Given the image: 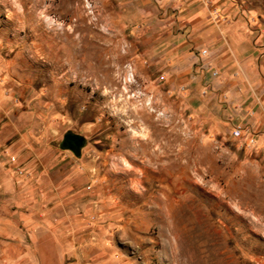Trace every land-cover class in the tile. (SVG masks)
Here are the masks:
<instances>
[{
    "label": "rangeland",
    "instance_id": "374dc122",
    "mask_svg": "<svg viewBox=\"0 0 264 264\" xmlns=\"http://www.w3.org/2000/svg\"><path fill=\"white\" fill-rule=\"evenodd\" d=\"M195 4L0 0V162L62 264H264V0Z\"/></svg>",
    "mask_w": 264,
    "mask_h": 264
},
{
    "label": "crops",
    "instance_id": "0c3cea01",
    "mask_svg": "<svg viewBox=\"0 0 264 264\" xmlns=\"http://www.w3.org/2000/svg\"><path fill=\"white\" fill-rule=\"evenodd\" d=\"M195 3L197 0H186L188 12L196 7ZM204 11L202 8L194 12L187 24L194 28L201 27L207 19L202 16ZM247 30L242 22L227 25L223 30L228 38L225 37L226 43H219L218 37L210 38L205 43L209 46L218 45L215 48L218 54L228 53L232 62L239 64L246 59L251 67L259 45ZM38 212L37 201L25 195L21 186L16 185L14 171L0 162V264H62V254L56 246L55 235L52 231L43 232L44 227L36 221ZM30 241L35 242L36 253Z\"/></svg>",
    "mask_w": 264,
    "mask_h": 264
},
{
    "label": "flooded vegetation",
    "instance_id": "af4514ba",
    "mask_svg": "<svg viewBox=\"0 0 264 264\" xmlns=\"http://www.w3.org/2000/svg\"><path fill=\"white\" fill-rule=\"evenodd\" d=\"M81 142L82 141L80 137L77 135L73 133H67L62 139L61 145L66 149H71L76 153H79Z\"/></svg>",
    "mask_w": 264,
    "mask_h": 264
},
{
    "label": "built area",
    "instance_id": "2783aa9c",
    "mask_svg": "<svg viewBox=\"0 0 264 264\" xmlns=\"http://www.w3.org/2000/svg\"><path fill=\"white\" fill-rule=\"evenodd\" d=\"M207 50H204L203 53L205 54ZM234 135L239 136L240 135V129L239 128H235L234 129Z\"/></svg>",
    "mask_w": 264,
    "mask_h": 264
},
{
    "label": "bare ground",
    "instance_id": "6f19581e",
    "mask_svg": "<svg viewBox=\"0 0 264 264\" xmlns=\"http://www.w3.org/2000/svg\"><path fill=\"white\" fill-rule=\"evenodd\" d=\"M89 6H87V8H88ZM127 80L128 81H131L132 80V74L131 73H129V77L127 78Z\"/></svg>",
    "mask_w": 264,
    "mask_h": 264
}]
</instances>
